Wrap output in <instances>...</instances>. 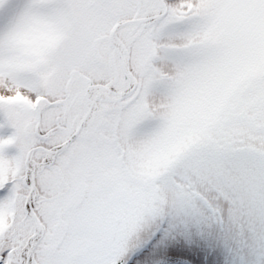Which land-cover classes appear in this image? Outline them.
Listing matches in <instances>:
<instances>
[{
    "label": "snow or ice",
    "instance_id": "1",
    "mask_svg": "<svg viewBox=\"0 0 264 264\" xmlns=\"http://www.w3.org/2000/svg\"><path fill=\"white\" fill-rule=\"evenodd\" d=\"M0 264H264V0H0Z\"/></svg>",
    "mask_w": 264,
    "mask_h": 264
}]
</instances>
